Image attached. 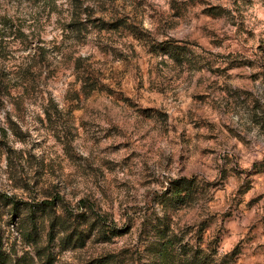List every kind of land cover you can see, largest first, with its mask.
I'll list each match as a JSON object with an SVG mask.
<instances>
[{"label": "rangeland", "instance_id": "rangeland-1", "mask_svg": "<svg viewBox=\"0 0 264 264\" xmlns=\"http://www.w3.org/2000/svg\"><path fill=\"white\" fill-rule=\"evenodd\" d=\"M0 19L2 264H264V0Z\"/></svg>", "mask_w": 264, "mask_h": 264}, {"label": "trees", "instance_id": "trees-1", "mask_svg": "<svg viewBox=\"0 0 264 264\" xmlns=\"http://www.w3.org/2000/svg\"><path fill=\"white\" fill-rule=\"evenodd\" d=\"M13 29V26L7 22V21H3L0 19V40H3V38L5 36H7V34H11L12 32H15V31H12ZM17 31H19V29H15ZM21 35H23V33H21ZM0 264H2V262H0Z\"/></svg>", "mask_w": 264, "mask_h": 264}]
</instances>
